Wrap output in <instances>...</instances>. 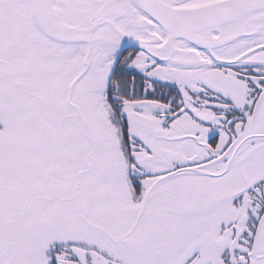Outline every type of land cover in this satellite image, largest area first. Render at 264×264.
I'll use <instances>...</instances> for the list:
<instances>
[{"label": "snow or ice", "instance_id": "obj_1", "mask_svg": "<svg viewBox=\"0 0 264 264\" xmlns=\"http://www.w3.org/2000/svg\"><path fill=\"white\" fill-rule=\"evenodd\" d=\"M0 264H264V0H0Z\"/></svg>", "mask_w": 264, "mask_h": 264}]
</instances>
